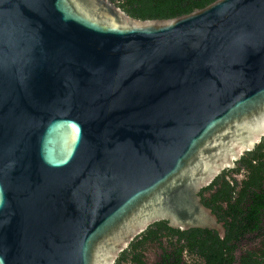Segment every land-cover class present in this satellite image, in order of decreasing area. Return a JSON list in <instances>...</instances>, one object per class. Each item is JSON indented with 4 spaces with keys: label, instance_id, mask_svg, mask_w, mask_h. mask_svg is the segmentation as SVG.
Segmentation results:
<instances>
[{
    "label": "water",
    "instance_id": "water-1",
    "mask_svg": "<svg viewBox=\"0 0 264 264\" xmlns=\"http://www.w3.org/2000/svg\"><path fill=\"white\" fill-rule=\"evenodd\" d=\"M264 136V0L167 19L0 0V264H114Z\"/></svg>",
    "mask_w": 264,
    "mask_h": 264
},
{
    "label": "flooded vegetation",
    "instance_id": "flooded-vegetation-1",
    "mask_svg": "<svg viewBox=\"0 0 264 264\" xmlns=\"http://www.w3.org/2000/svg\"><path fill=\"white\" fill-rule=\"evenodd\" d=\"M259 160L264 162V152ZM249 171L242 159H239L234 167L224 169L198 192L202 204L208 207L216 216L217 221L222 224V236L213 228L198 226L170 228L153 222L132 240L141 241L137 246L140 251L139 255L132 252L130 245L124 258L119 260H117L118 257L116 258L118 263L264 264L260 252L261 248L264 249L260 243L264 241V206L255 213L256 208L250 205L252 191H257V188L250 183ZM224 182L229 187L227 194L223 190ZM244 186V197L239 199ZM234 203L235 205H231ZM214 204L220 205L221 210L227 213L225 214L226 222L218 214L219 209H216ZM253 217L254 222L247 223L248 219ZM241 225H244L247 230L242 231ZM229 228L235 229L237 233L233 230L231 234L232 230L229 231ZM215 241H226L227 244L218 246ZM213 245L218 247L219 251L215 255L212 254Z\"/></svg>",
    "mask_w": 264,
    "mask_h": 264
},
{
    "label": "trees",
    "instance_id": "trees-1",
    "mask_svg": "<svg viewBox=\"0 0 264 264\" xmlns=\"http://www.w3.org/2000/svg\"><path fill=\"white\" fill-rule=\"evenodd\" d=\"M111 1L114 2L118 7H120L127 14L135 18L167 19V18L175 17L181 14L189 13L194 9L202 8L203 6L212 2L213 0H111ZM263 152H264V136L261 137L259 142L256 143L255 146L251 150L245 151L239 158V159H242L245 166L249 168L250 183L255 185L253 187L257 188V191L255 190L252 191V195L250 197V200L252 202L250 205L256 208L255 213L259 210V208H262L264 206V186L262 187V180L264 178L263 177L264 162L259 160V158L262 157ZM252 160H254V162ZM223 170H221V172ZM224 186H223L224 193L227 194L229 192L228 190L229 187L226 182H224ZM244 194H245V186L243 187L242 192L240 193L239 199H243ZM231 205H235V203ZM214 207L216 209H219L218 211L220 213L218 214L221 216L222 219L225 220V214L227 213H225V211H222L220 208V205L218 204H214ZM250 210L252 211L253 209L250 208ZM253 219L254 217L248 219L247 223L252 224L254 222ZM155 223H160L161 225H164L166 227L169 226L166 220H157L155 221ZM169 227L172 228L171 226ZM233 230L235 231V229L229 228V231H231V234ZM241 230L246 231L247 228L244 225H241ZM141 232L138 233L137 235L141 234ZM137 235H135L130 240L128 245L121 252H119L117 260L124 258L125 252L130 245H131L130 247L132 248V252H134L135 255H139L140 251L139 249H137V246H139V243L141 241H132ZM215 242L217 243L218 246L219 245L223 246L224 244H227L226 241H215ZM260 243H261V246L264 247V241H260ZM217 248L218 247L214 245L212 246L213 255L219 253ZM260 252L262 253V257H263L262 261H264V249L261 248ZM117 260H115L114 264H119Z\"/></svg>",
    "mask_w": 264,
    "mask_h": 264
}]
</instances>
